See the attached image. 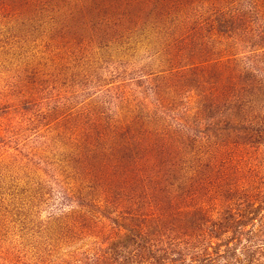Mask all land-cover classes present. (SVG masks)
Masks as SVG:
<instances>
[{"label":"rangeland","instance_id":"1","mask_svg":"<svg viewBox=\"0 0 264 264\" xmlns=\"http://www.w3.org/2000/svg\"><path fill=\"white\" fill-rule=\"evenodd\" d=\"M0 264H264V0H0Z\"/></svg>","mask_w":264,"mask_h":264}]
</instances>
